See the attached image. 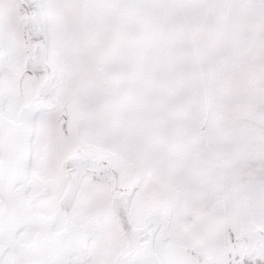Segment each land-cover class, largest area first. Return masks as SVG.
<instances>
[{
	"label": "snow or ice",
	"instance_id": "6c2138e0",
	"mask_svg": "<svg viewBox=\"0 0 264 264\" xmlns=\"http://www.w3.org/2000/svg\"><path fill=\"white\" fill-rule=\"evenodd\" d=\"M0 264H264V0H0Z\"/></svg>",
	"mask_w": 264,
	"mask_h": 264
}]
</instances>
